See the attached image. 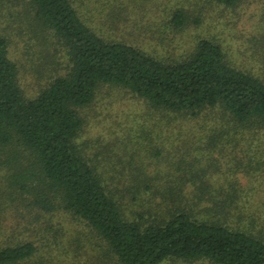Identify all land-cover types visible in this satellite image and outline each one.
I'll return each instance as SVG.
<instances>
[{"label": "trees", "instance_id": "16d2710c", "mask_svg": "<svg viewBox=\"0 0 264 264\" xmlns=\"http://www.w3.org/2000/svg\"><path fill=\"white\" fill-rule=\"evenodd\" d=\"M28 1L41 31L65 47L68 68L26 99L8 39L0 33V166L10 171V192L0 194V217L13 220L0 231V264H58L60 259L68 264L54 225L45 232L60 250L12 231L23 208L35 218L68 213L88 229L101 245L96 248L84 236L83 251L80 243L73 249L76 256H86L83 264H113L111 256L114 264L169 259L264 264V206L248 203L236 178L216 173L221 166L211 153L225 145L235 152L248 137L264 133V35L235 51L219 34V22L204 20L211 5L230 8L242 0L176 7L161 31L149 27L154 19L145 20V26L119 27L130 15L127 5L115 0H106L102 9L105 27L93 26L71 0ZM137 5L144 15V5ZM191 26L199 27L189 45L173 54L166 43L177 36L181 40ZM103 85L128 91L162 117L193 123L196 130L187 137L204 141L197 130L204 131L209 153H187L172 161L173 171L151 174L144 165L138 173L124 172V166L113 163L119 156L112 158L110 152L103 156L105 170H98L78 145L83 127L78 110L91 105ZM125 194L136 200L147 195L136 219L124 215L120 201ZM151 211L155 217L144 223L142 217ZM98 253L104 258L99 260Z\"/></svg>", "mask_w": 264, "mask_h": 264}, {"label": "rangeland", "instance_id": "374dc122", "mask_svg": "<svg viewBox=\"0 0 264 264\" xmlns=\"http://www.w3.org/2000/svg\"><path fill=\"white\" fill-rule=\"evenodd\" d=\"M71 1L74 7L81 11L85 17L94 21L93 26H106L100 20L101 17H106L105 12L102 11L106 0ZM204 1L207 2V0H115L118 4L127 5L128 15H130L128 17L129 21L118 26L130 29L133 26L144 25V21L147 19L148 21L154 19L156 20L155 23L149 25V27L161 31L168 28L166 21H168L174 8L181 6L195 9L203 6ZM137 4L144 5V8L140 7L142 11L146 10V12H142L144 15L137 13ZM207 5L209 4L207 3ZM100 6H103V8ZM205 16L206 23L209 20L219 22L217 28L219 34L228 37V41L235 51L251 46L254 36L264 35V0H242L236 7L230 8L211 5ZM141 17L143 18L142 23L135 25L132 22L133 18L139 20ZM199 26H191L184 31L181 34V40L177 36L172 41H168L166 43L167 48L173 54L183 51L189 45L187 41L191 39ZM208 27L212 28L211 26ZM0 33L8 39L9 56L17 64L18 80L26 99L35 98L55 77L66 73L68 59L65 47L50 34L41 31L34 19L32 6L28 0H0ZM78 111L83 119V127L77 138L78 145L100 171L105 170L106 158L110 152L114 153L111 155L112 158L119 156V158L113 160V163L117 162L120 163L119 166H124L125 168L122 169L124 172L138 173L139 170L145 169L147 173L151 174L155 173L156 170L173 171L172 161L183 155L188 156L187 153H192L194 156L209 153L208 146L204 142L206 141L204 131L200 135L198 134L200 129L197 130V135L204 141L198 142L195 136L188 138L187 136H190L196 130L193 123L188 122L185 124L186 120L181 117L175 121L162 117L158 112L148 109L141 100L122 88L109 85L101 86L93 103ZM223 143L225 144V141ZM108 147L111 148V151L105 150L104 153V148L108 149ZM232 148L233 146L225 145L224 150L211 152L215 162L221 166L216 173L226 175L229 179L236 178L239 186L246 191L244 193L245 197L249 198H247V202L263 207L264 133L262 132L253 138L248 137L239 144L235 152ZM157 150H159V153H157ZM103 156H106V158L104 159ZM3 158V154L0 153V160ZM156 160H160L157 167ZM109 164L111 165V163ZM140 165H144L145 168L139 169ZM9 173V169L0 166V194L4 190L10 192L7 183ZM213 176L218 179L216 174H213ZM145 196L147 195H143V198ZM143 198L136 200L125 194L120 203L124 215L128 219L137 218V213L142 210L140 205L144 202ZM154 204L152 203V206ZM19 210L24 215L18 214L19 221L14 224L15 229L12 231L17 232L18 237H28L39 244L47 243L57 247L54 243L55 239L64 242V262L68 264L84 263L86 256H76L75 251H73L79 243L81 244L79 252L83 251L84 245L82 246V244H86L83 242L84 236H90L94 244L97 243L96 248L101 245V242L92 236L88 229L68 213H58L48 219L39 215L36 218L33 217L30 209L23 208ZM25 216L27 221L21 219ZM153 217L155 215L151 211V216L145 214L142 219L144 223H150ZM11 223H13V220L10 217H0V231L3 232V229L8 230L12 226ZM52 225H54L53 230L56 231V234H53L55 239L51 242L45 231L48 226ZM57 249L60 250V246ZM90 251L92 252V249L87 252ZM98 254L99 260L102 257L104 258L105 253ZM109 259L114 264L112 256ZM34 263L36 264L35 261L31 262V264ZM57 263H63V259H60ZM161 264L213 263L207 260L190 262L169 259Z\"/></svg>", "mask_w": 264, "mask_h": 264}]
</instances>
